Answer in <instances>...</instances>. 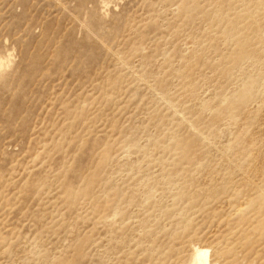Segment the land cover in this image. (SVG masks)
<instances>
[{
  "label": "rangeland",
  "instance_id": "1",
  "mask_svg": "<svg viewBox=\"0 0 264 264\" xmlns=\"http://www.w3.org/2000/svg\"><path fill=\"white\" fill-rule=\"evenodd\" d=\"M264 264V0H0V264Z\"/></svg>",
  "mask_w": 264,
  "mask_h": 264
},
{
  "label": "bare ground",
  "instance_id": "2",
  "mask_svg": "<svg viewBox=\"0 0 264 264\" xmlns=\"http://www.w3.org/2000/svg\"><path fill=\"white\" fill-rule=\"evenodd\" d=\"M206 253L203 254V252H199L196 257L195 260V264H207V260H206ZM194 264V263H193Z\"/></svg>",
  "mask_w": 264,
  "mask_h": 264
}]
</instances>
